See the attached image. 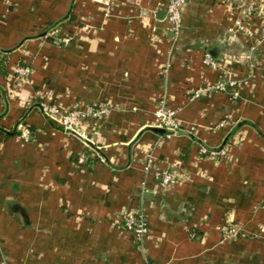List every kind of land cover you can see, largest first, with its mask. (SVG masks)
I'll return each mask as SVG.
<instances>
[{"label": "crops", "instance_id": "obj_1", "mask_svg": "<svg viewBox=\"0 0 264 264\" xmlns=\"http://www.w3.org/2000/svg\"><path fill=\"white\" fill-rule=\"evenodd\" d=\"M167 3L0 0V50L10 52L0 74V264L3 255L6 264H264V43L247 59L249 41L231 31L241 12L227 0L189 2L175 39ZM207 50L233 78L254 73L238 99H189L227 76L204 63ZM23 63L31 76L17 83ZM164 94L183 128L168 139L150 126ZM42 100L113 108L91 121L88 143L51 123ZM201 145L227 157L210 159ZM169 167L188 181L161 190L155 171ZM123 210L145 214L142 244L117 225ZM227 222L237 237L226 238Z\"/></svg>", "mask_w": 264, "mask_h": 264}, {"label": "built area", "instance_id": "obj_2", "mask_svg": "<svg viewBox=\"0 0 264 264\" xmlns=\"http://www.w3.org/2000/svg\"><path fill=\"white\" fill-rule=\"evenodd\" d=\"M191 1L192 0H168L165 8L166 20L168 22V29L172 32L173 38L175 39L181 34L185 7ZM227 1L233 4L235 10L241 12V15L234 14V25L231 31L243 35L249 41L247 59L253 60L254 50L264 43V0H259V2L258 0ZM70 41V37H63L60 39V42L63 44H68ZM204 63L215 69L222 70L227 76H224L222 80L216 83L189 89L187 93L191 100L198 99L208 92H225L229 94L233 100H236L240 96L241 85L254 77V73L251 72L246 79L240 80L233 78L231 75H228L229 73L224 69L222 63L215 59L210 52H205ZM31 72L32 67L29 64H19L15 68L12 78L17 83H25L29 81ZM262 72L264 76V69ZM168 101L167 94L158 98L154 111V120L150 124L151 127H158L166 130V133L162 135L164 139L176 136L183 130L177 117V111L169 107ZM38 107L41 113L51 123L68 133L78 136L88 143L94 142L90 136L91 132L89 125L91 121L95 118L107 116L113 108L109 104H88L85 106L78 105L72 109L65 110L57 102L47 100L40 101ZM225 124V120L220 121L216 124L215 128L224 127ZM19 131L21 139L25 141L31 140L32 132L29 127L20 124ZM200 152L213 160H221L227 157L224 147L220 149L201 145ZM145 163L146 170H150L153 166V158L151 155L147 156ZM154 177L157 181V186L161 190H169L179 183H186L188 181L185 176L179 174L170 167L157 169ZM116 223L123 231L132 234L138 244H142L151 237L150 226L142 211L123 210ZM221 229L226 238H235L239 235V228L232 222L225 223Z\"/></svg>", "mask_w": 264, "mask_h": 264}, {"label": "trees", "instance_id": "obj_3", "mask_svg": "<svg viewBox=\"0 0 264 264\" xmlns=\"http://www.w3.org/2000/svg\"><path fill=\"white\" fill-rule=\"evenodd\" d=\"M208 51V50H207ZM209 52V51H208ZM9 51H1L0 50V74L4 73V67L6 66V63L8 61V55ZM10 134V133H9ZM18 134V133H17ZM20 134V133H19Z\"/></svg>", "mask_w": 264, "mask_h": 264}, {"label": "water", "instance_id": "obj_4", "mask_svg": "<svg viewBox=\"0 0 264 264\" xmlns=\"http://www.w3.org/2000/svg\"><path fill=\"white\" fill-rule=\"evenodd\" d=\"M163 13V12H162ZM154 130L158 131V132H161L162 135L166 133V130L163 129V128H158V127H152ZM223 146L220 147V149L222 148Z\"/></svg>", "mask_w": 264, "mask_h": 264}, {"label": "rangeland", "instance_id": "obj_5", "mask_svg": "<svg viewBox=\"0 0 264 264\" xmlns=\"http://www.w3.org/2000/svg\"><path fill=\"white\" fill-rule=\"evenodd\" d=\"M230 239V238H229ZM231 239H233V238H231ZM2 258H3V262H4V264H6V258L4 257V255L2 256Z\"/></svg>", "mask_w": 264, "mask_h": 264}]
</instances>
